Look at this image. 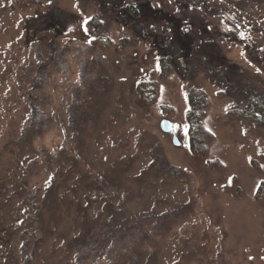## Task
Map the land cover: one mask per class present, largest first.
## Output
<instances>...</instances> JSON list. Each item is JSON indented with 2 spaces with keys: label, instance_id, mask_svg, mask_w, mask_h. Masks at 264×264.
Returning <instances> with one entry per match:
<instances>
[{
  "label": "rangeland",
  "instance_id": "rangeland-1",
  "mask_svg": "<svg viewBox=\"0 0 264 264\" xmlns=\"http://www.w3.org/2000/svg\"><path fill=\"white\" fill-rule=\"evenodd\" d=\"M248 92L264 95V0H0V264H264V124L235 114ZM27 193L39 236L16 226Z\"/></svg>",
  "mask_w": 264,
  "mask_h": 264
},
{
  "label": "trees",
  "instance_id": "trees-1",
  "mask_svg": "<svg viewBox=\"0 0 264 264\" xmlns=\"http://www.w3.org/2000/svg\"><path fill=\"white\" fill-rule=\"evenodd\" d=\"M168 71L167 64L161 63V69L160 73L163 74L164 76L166 75ZM25 79L31 81L30 88L28 89V97L32 98L33 92L37 89L38 87V80L37 77H27V73H25ZM251 91V90H249ZM247 94V106L242 109V110H237L235 111V114L246 118L250 121H253L259 125L264 124V95L260 94V92H248ZM195 102V104H194ZM188 103H189V110H188V115L189 119H193L189 124H190V134H189V144L192 147L194 151H196L198 154H205V150L207 147V140L209 139L211 133L207 131L203 125L201 124V117L204 113V107L206 106V95L205 92L200 90V89H191L188 92ZM195 105H197L195 109ZM30 122L27 127V134H37V136H40L41 131L43 128H45L47 124V118L43 114L39 113L35 105L30 104ZM231 113H234V111H231ZM23 192V191H22ZM25 202H24V213H23V218L22 221H19V223L16 225L17 228L22 227L23 225V220H26V218H30V221L32 222V227L34 230L37 232L39 230V218H40V212L41 209L39 208L35 196L32 197L29 193L26 194L25 196ZM89 206L88 207H82L81 206V214H78L81 218V221L86 223V225H81L83 227H80L79 231H81L80 238H77V246L76 250L80 253H85V249H88L91 246L90 243L85 244V240H87V235L86 231L88 230L89 226H91L89 222V218L87 215V211L90 208V203L88 202ZM87 203V204H88ZM86 204V205H87ZM106 207H107V212L109 215H114V210H112V203L111 202H106ZM83 213V214H82ZM84 215H85V222H84ZM110 217H108L109 219ZM89 223V224H88ZM85 226H88L86 228ZM87 229V230H86ZM40 235V230L38 231V236ZM7 238L6 243L9 241V235L6 233L5 235ZM94 246V245H93ZM97 246V245H96ZM23 250L26 248L23 245ZM8 251V248H7Z\"/></svg>",
  "mask_w": 264,
  "mask_h": 264
},
{
  "label": "water",
  "instance_id": "water-1",
  "mask_svg": "<svg viewBox=\"0 0 264 264\" xmlns=\"http://www.w3.org/2000/svg\"><path fill=\"white\" fill-rule=\"evenodd\" d=\"M159 127H160L161 131L165 132V133H170V132H175L176 131V126L173 125L171 123V121L168 120L167 118H163V119L160 120ZM173 143L175 145H179V141L177 140L176 135H173Z\"/></svg>",
  "mask_w": 264,
  "mask_h": 264
}]
</instances>
